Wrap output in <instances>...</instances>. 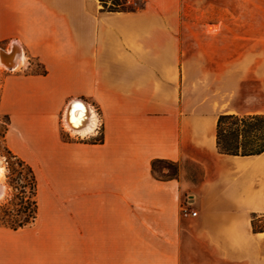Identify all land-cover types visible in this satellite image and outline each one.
<instances>
[{"label": "crops", "instance_id": "obj_1", "mask_svg": "<svg viewBox=\"0 0 264 264\" xmlns=\"http://www.w3.org/2000/svg\"><path fill=\"white\" fill-rule=\"evenodd\" d=\"M185 6L143 0L109 12L99 0H0V45L19 46L20 68L43 69L1 83L3 144L32 171L36 217L0 225V264H264V152L226 155L216 145L219 116L263 115L264 106H235L236 68L222 83L185 57ZM74 100L98 120L84 137L64 121ZM159 160L177 165V177L153 173Z\"/></svg>", "mask_w": 264, "mask_h": 264}, {"label": "rangeland", "instance_id": "obj_2", "mask_svg": "<svg viewBox=\"0 0 264 264\" xmlns=\"http://www.w3.org/2000/svg\"><path fill=\"white\" fill-rule=\"evenodd\" d=\"M115 1L120 4L119 9L128 10L139 9L143 2L106 0L104 9L108 10ZM184 1L186 12L189 13L181 34L185 57L192 61L201 58L204 61L203 71L214 72L218 76L217 80L222 83L229 68H236L241 86L235 106L242 112L262 111L264 95L261 90H264V78L259 77V73L264 69V0ZM0 49L8 50L1 45ZM30 62L29 69L17 70L36 73L43 71L37 62ZM10 72L0 69V88L3 77ZM6 125L7 118L0 114V162L4 168L2 186L6 191L0 199V224L17 225L28 220L32 214L34 192L28 167L3 144ZM183 167L186 178L193 181L199 178V170L194 165L185 163ZM155 171L158 176H167L171 169L164 163H158ZM260 226L264 229V222Z\"/></svg>", "mask_w": 264, "mask_h": 264}, {"label": "trees", "instance_id": "obj_3", "mask_svg": "<svg viewBox=\"0 0 264 264\" xmlns=\"http://www.w3.org/2000/svg\"><path fill=\"white\" fill-rule=\"evenodd\" d=\"M105 8L106 0H99ZM111 3L109 12L131 11L128 9H119L117 1ZM216 145L222 154L235 156H251L264 152V115H245L239 116L235 114H226L219 116L216 125ZM158 163L166 164L171 172L167 176H158L161 179H172L176 175V165L166 161H156L152 164V171H155V165ZM32 183L34 196V210L28 216V220L17 225H5L12 229L22 228L32 223L36 217V201H35V180L32 171L28 168Z\"/></svg>", "mask_w": 264, "mask_h": 264}, {"label": "bare ground", "instance_id": "obj_4", "mask_svg": "<svg viewBox=\"0 0 264 264\" xmlns=\"http://www.w3.org/2000/svg\"><path fill=\"white\" fill-rule=\"evenodd\" d=\"M23 62H24V55L22 54L21 49L15 43L12 44L11 48L6 51L0 49V69L1 70L2 68L3 69L12 68L11 71H15V70L17 71V69H19L20 66L24 64ZM66 109L64 110V121H65V124L68 130L71 132L72 135L77 134L79 136L84 137L85 135L92 133L97 127L98 120H97L95 113L92 110H90L88 106L82 101H78V103H76V105L71 109L72 119L69 125L66 122V118H65ZM81 125L82 127L80 129L71 128V126L77 127ZM3 172H4V168L0 162V186H1L0 187V199L3 198L6 192L4 190V187L2 186Z\"/></svg>", "mask_w": 264, "mask_h": 264}, {"label": "water", "instance_id": "obj_5", "mask_svg": "<svg viewBox=\"0 0 264 264\" xmlns=\"http://www.w3.org/2000/svg\"><path fill=\"white\" fill-rule=\"evenodd\" d=\"M7 70H9V71H11L12 70V68H9V69H7ZM78 101L79 100H77V101H71L69 104H68V106H67V109H66V115H65V118H66V122L68 123V125H69V123L71 122V119H72V113H71V109L76 105V103H78ZM86 113V112H85ZM87 116V115H86ZM82 127V125L81 126H77V127H73V126H71V128H73V129H80Z\"/></svg>", "mask_w": 264, "mask_h": 264}, {"label": "built area", "instance_id": "obj_6", "mask_svg": "<svg viewBox=\"0 0 264 264\" xmlns=\"http://www.w3.org/2000/svg\"><path fill=\"white\" fill-rule=\"evenodd\" d=\"M130 1H131V0H130ZM183 214H184V216H187V215L195 216V215H196L195 212H187L186 210L183 211Z\"/></svg>", "mask_w": 264, "mask_h": 264}]
</instances>
